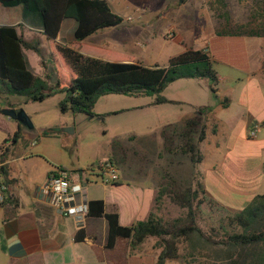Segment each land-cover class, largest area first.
<instances>
[{"label":"crops","instance_id":"crops-1","mask_svg":"<svg viewBox=\"0 0 264 264\" xmlns=\"http://www.w3.org/2000/svg\"><path fill=\"white\" fill-rule=\"evenodd\" d=\"M22 16L20 20L5 24L0 20V24L17 26L19 34L27 42L39 44L46 67H43L42 58L36 52L24 50L28 65L35 75L52 79V65L48 62L52 57V47L44 34L41 19L37 15L25 14L23 10ZM76 28L75 20L66 19L56 41L72 46L86 56L101 59L115 56L141 63L132 54L126 56L125 53H120V46L113 39L102 35L107 29L78 43L75 41ZM145 32L144 30L141 37L149 43L150 36ZM213 33L214 39H210L201 47L191 48L200 49L206 46L215 63L223 64L227 68L216 70L219 75L217 97L208 93V87L204 83H181V89L175 94L164 96L174 103H148L147 106L160 117L156 128L157 146L160 151L157 157L149 158L147 154L132 149L131 144L137 142L135 136L129 140V146L120 140L127 150V159L118 165L119 170L122 168L119 181L104 184L91 179L85 183L88 201H103L106 212L119 213L123 226H130L148 218L153 210L158 189L166 182L168 174L179 183L190 181L194 184L200 181L209 195L234 210L244 209L256 195L264 193V91L254 70L256 65L252 57L253 46L245 41L247 37L244 35ZM173 35L175 37V34ZM137 42L139 46H143L141 39ZM37 64L43 67L42 72L34 70ZM191 86L195 88L184 92V87ZM142 96L147 95L135 97ZM96 104L93 117H101L102 113L95 111ZM167 106H170V109ZM202 107H211L212 110L205 118L206 138L199 144L203 161L195 165L189 156L181 159L179 156L184 155L165 152L164 133L177 136L184 129L186 121L196 115L197 110ZM0 108L2 111L5 109ZM185 108L190 111H185ZM14 109L19 110L21 107ZM7 122L15 124L13 130ZM18 129V122L10 117L6 120L0 117V146ZM252 131H256L255 137H250ZM114 140L106 156L98 162L111 158ZM5 146L11 149L14 145L10 140ZM185 160L186 172L180 171V165ZM5 164L9 166L7 157ZM58 167L77 171L86 169L88 165L85 168H67L59 164L53 168L55 170ZM54 170H47L45 176L30 185L26 197L12 188L10 183L8 188L19 201V205L16 208L12 204L0 206V264H157L162 249L156 246L157 240L154 241L153 237L146 239L134 250L129 241L124 239H119L113 250L105 249L109 230L105 218H88L85 227L88 237L83 242H76L75 235L80 230L77 220L73 217H60L54 211V227L49 236L43 238L40 233L42 220L38 215L36 203H47L42 191L49 174ZM147 242L150 243L145 247ZM120 249L121 253L116 254Z\"/></svg>","mask_w":264,"mask_h":264},{"label":"trees","instance_id":"trees-1","mask_svg":"<svg viewBox=\"0 0 264 264\" xmlns=\"http://www.w3.org/2000/svg\"><path fill=\"white\" fill-rule=\"evenodd\" d=\"M0 5L21 7L23 13L37 15L41 19L44 34L52 47L50 62L56 74L55 92L65 94L59 102L62 114L70 112L93 117L99 98L111 94L155 95L156 105L174 103L162 93L180 79L207 80L212 95L217 97L219 75L206 46L187 49L172 57L166 66L146 67L115 56L106 59L86 56L72 46L56 41L66 19L77 22L75 41L78 43L101 30L122 26L124 16L114 12L107 0H0ZM24 50L36 52L46 67L38 43L27 42L19 34L17 26L0 24V98L14 95L25 97L27 101L43 102L51 96L53 87L48 86L49 77L37 76L30 69ZM211 110V107L198 109L177 136L164 133L165 152L189 156L193 164H200L203 155L199 144L206 138L205 118ZM21 130L19 123L12 145L17 143ZM8 142L9 138L0 146V163L3 164L0 176L7 186L5 200L0 202V206L12 204L16 208L19 201L8 188L9 166L5 164L10 151L9 146H5ZM126 159L127 150L117 138L112 144L109 160L121 165ZM98 164L77 171L85 172ZM165 199L186 210L185 213L171 221L161 217L159 214ZM88 205V218H105L108 222L107 250H113L119 239L128 240L134 250L153 237L157 239L156 246L162 249L157 264L175 259H182L185 264H264V193L256 195L244 209L234 210L209 195L200 181L182 187L168 174L166 182L158 189L153 210L146 220L123 226L119 213L106 212L103 201H89ZM36 209L42 220L41 236L46 238L54 227V209L44 203H36ZM202 221L208 229H203ZM87 237V232L82 229L76 233L75 241L83 242Z\"/></svg>","mask_w":264,"mask_h":264},{"label":"rangeland","instance_id":"rangeland-1","mask_svg":"<svg viewBox=\"0 0 264 264\" xmlns=\"http://www.w3.org/2000/svg\"><path fill=\"white\" fill-rule=\"evenodd\" d=\"M107 1L114 12L125 18L122 26L107 29L102 34L120 46V53H125L126 56L132 54L144 65L166 66L169 58L183 53L188 48L201 47L210 39H214L213 32L242 34L247 37L245 41L253 46L252 57L256 65L254 70L264 91V0ZM129 16L134 18L131 23L126 21ZM22 18L21 7L5 8L0 5L2 23L15 22ZM144 30L145 34L150 36L149 43L141 37ZM169 34H175V37L168 38ZM139 39L143 41V46L137 44ZM48 62L52 65L50 59ZM29 63L32 65L30 59ZM34 68L36 72L43 71L39 64ZM214 68L227 69L220 63H214ZM51 69L54 71L53 66ZM52 71V79L48 80V86L53 87L52 94L43 102L26 101L25 97L14 95H3L0 98V107H21L33 125L32 128L22 126L21 136L7 155L12 188L26 197L29 186L45 176L47 170H54V166L60 164L67 168H85L87 165L99 163L116 137L129 146V140L135 136L137 142L131 144L132 149L147 154L149 158L157 157L160 151L157 146L156 128L160 117L147 106L155 101V95L135 97L111 94L101 97L95 108V111L102 113L101 117L91 118L86 114L73 115L70 112L62 114L59 102L65 98V94L55 92V71ZM181 83H204L208 87V93L212 94L210 82L207 80L182 79L171 84L162 96L175 94L181 89ZM189 88L193 90L195 86L184 87V92ZM167 107L170 109V106ZM185 111L190 109L185 108ZM0 117L7 119L1 113ZM7 123L13 130L15 124ZM186 157L188 156H179L181 159ZM120 169L119 173L122 175V168ZM186 169L185 160L180 165V171L186 172ZM180 184L182 187H188L192 183L181 181ZM185 211L165 199L159 215L171 221L183 215ZM204 224V221L200 223L203 229H208ZM149 243L147 242L145 247ZM121 251L118 250L116 254ZM165 264L185 263L182 259H175L168 260Z\"/></svg>","mask_w":264,"mask_h":264},{"label":"built area","instance_id":"built-area-1","mask_svg":"<svg viewBox=\"0 0 264 264\" xmlns=\"http://www.w3.org/2000/svg\"><path fill=\"white\" fill-rule=\"evenodd\" d=\"M126 21L131 23L134 18L129 16ZM169 35L170 38L174 37L173 34ZM255 136L256 131H252L250 137ZM2 165L0 163V167ZM91 179L104 184L116 183L120 179L119 167L109 159L99 162L85 172L58 167L47 179L42 191L47 199L46 204L51 206L60 217L75 218L80 230L85 229L88 219L89 201L85 183ZM6 189L7 186L0 176V202L5 200Z\"/></svg>","mask_w":264,"mask_h":264},{"label":"water","instance_id":"water-1","mask_svg":"<svg viewBox=\"0 0 264 264\" xmlns=\"http://www.w3.org/2000/svg\"><path fill=\"white\" fill-rule=\"evenodd\" d=\"M2 113L4 116L12 118L14 121L20 123L24 127L27 128L33 127L30 117L25 113L23 109L15 110V109L6 108L3 109Z\"/></svg>","mask_w":264,"mask_h":264}]
</instances>
